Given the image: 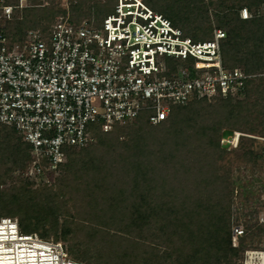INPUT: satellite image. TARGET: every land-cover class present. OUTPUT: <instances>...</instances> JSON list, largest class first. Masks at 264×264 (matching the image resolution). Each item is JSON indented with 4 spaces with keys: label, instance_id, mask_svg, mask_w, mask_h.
<instances>
[{
    "label": "trees",
    "instance_id": "obj_1",
    "mask_svg": "<svg viewBox=\"0 0 264 264\" xmlns=\"http://www.w3.org/2000/svg\"><path fill=\"white\" fill-rule=\"evenodd\" d=\"M49 1L40 6V0H29L34 6L23 8L5 32L13 39L28 29L46 32L55 17L65 13L58 0ZM114 1L104 5L76 0L70 5L71 15L99 18L113 10ZM145 2L196 41L212 36L208 12L212 7L215 28L226 33L221 44L224 66L256 74L245 81V98H216V103L192 99L172 106L168 117L155 125L143 114L111 132L96 126L95 142L68 149L66 176L57 184L33 190L26 178L22 185L13 184L9 192L0 193V217H18L23 233L39 232L44 239L53 234L55 240L59 228L64 238L73 223L84 237L97 235L100 242H109L101 243L100 253L94 254L98 264L102 257L106 260L102 264H242L246 249H258L262 226L257 224L255 233L233 245L231 228L239 220H232L234 188L217 174L216 164L226 152L220 144L224 128L264 138V0ZM242 8L251 16L242 18ZM125 130L128 136L120 140ZM247 138L239 136L242 159L252 165L264 162V142ZM29 157V145L16 130L0 124V185L23 173ZM76 200L79 223L70 215L59 224L58 215L67 213L64 207ZM85 221H93V226ZM126 235L132 237L128 242ZM87 246L79 256L91 263Z\"/></svg>",
    "mask_w": 264,
    "mask_h": 264
},
{
    "label": "built area",
    "instance_id": "obj_2",
    "mask_svg": "<svg viewBox=\"0 0 264 264\" xmlns=\"http://www.w3.org/2000/svg\"><path fill=\"white\" fill-rule=\"evenodd\" d=\"M58 1L65 13L46 32L28 29L13 39L5 32L8 23L34 4L0 0V124L29 145L23 175L30 185H51L69 148L95 142L96 126L111 132L143 114L155 125L172 106L192 99L240 96L245 81L256 75L224 66L221 28L196 41L145 0H115L110 13L80 19L70 11L76 0ZM240 16L251 15L242 8ZM258 225L264 246V210ZM244 235L242 225L233 224L234 246ZM0 257L21 258V264H81L69 259L61 241L23 233L10 216L0 217ZM242 264H264V247L246 249Z\"/></svg>",
    "mask_w": 264,
    "mask_h": 264
},
{
    "label": "rangeland",
    "instance_id": "obj_3",
    "mask_svg": "<svg viewBox=\"0 0 264 264\" xmlns=\"http://www.w3.org/2000/svg\"><path fill=\"white\" fill-rule=\"evenodd\" d=\"M98 4H104L107 5L111 3L113 0H94ZM205 2L208 0H204ZM209 21L213 26V30L216 25V18L214 16V11L212 7H209ZM213 32V31H212ZM185 35V34H184ZM202 40V39H201ZM234 99L241 100L245 98L244 94H241L240 96L233 97ZM218 102V99H214L211 102L208 103H216ZM207 104V102H205ZM244 135L247 137H256L258 141L264 142L263 137L254 136L248 133H243L240 131L232 130L230 128H224L220 132V144L221 146L226 150V152L222 155L221 159L217 161L216 164V171L217 174H219L222 178H228V182H230V186L234 188L233 191V203H232V220L235 218H239L238 223L242 225L243 229L245 230L246 234L255 233L256 226L258 224V216L259 214L264 210V162L261 161V163H258L257 165H252L250 163H246L241 155V150L238 149V141L239 136ZM128 134L125 130L121 133L120 140H123L127 138ZM248 139V138H247ZM116 143V142H114ZM118 143V142H117ZM95 144V143H94ZM156 144L152 147L155 148ZM168 150V149H167ZM100 151H98V154ZM87 155L83 156V160L86 161ZM82 163H79L78 166H81ZM66 176V170L63 168L62 172L55 178L53 183L51 184H57L58 181H61ZM25 177L23 173L21 174H14L11 178L7 179L5 183H2L0 185V193H7L10 191V187L13 184H16L17 186H20L24 183ZM41 183H33L29 187L31 189L36 190L42 187ZM65 197H60V199H64ZM74 203L75 205H80L79 200L69 201L64 208H68L69 210L66 212H61L58 216V222L59 224L65 223V220H70V215L74 216L75 222L77 221L79 223V218L76 217L78 214L76 213L74 209ZM2 210V208H0ZM18 219V217H15ZM74 220V219H73ZM73 222V221H72ZM86 224H89L93 226V221H85ZM61 226V225H59ZM70 233L65 236L64 238L60 234V228L58 230V240H55V235L49 234L48 240L52 241H61L67 249L68 257L69 259H73L81 264H98L97 258L94 256V254L100 253L101 245L109 244V242H100L101 237L97 235H93L91 239H88L87 237H84V233L77 232L76 229H74L73 223L70 225ZM77 226V225H76ZM100 226V225H97ZM111 232V231H110ZM249 232V233H248ZM39 236L40 233L37 232ZM249 238V237H248ZM258 237H255L254 240L256 241ZM129 239H132V237H129L126 235V241L128 242ZM90 240L89 244L85 243L84 241ZM251 239H247L246 242L250 243ZM254 241V242H255ZM261 241V240H260ZM102 243V244H101ZM88 245V246H87ZM87 246L89 253L93 255V258L91 260V263L82 260L79 256L80 251ZM107 246V245H106ZM117 247H120V244L116 243ZM264 246H259L258 248H262ZM72 251V252H71ZM106 251V248L105 250ZM103 255V254H102ZM100 255V256H102ZM99 256V255H98ZM99 256V257H100ZM106 257V255H104ZM1 263H12L15 264V260H9L5 257H0ZM106 261L105 259H101V262ZM102 262V263H103ZM100 263V264H102Z\"/></svg>",
    "mask_w": 264,
    "mask_h": 264
},
{
    "label": "bare ground",
    "instance_id": "obj_4",
    "mask_svg": "<svg viewBox=\"0 0 264 264\" xmlns=\"http://www.w3.org/2000/svg\"><path fill=\"white\" fill-rule=\"evenodd\" d=\"M31 260L34 261V259H31ZM21 261H23V259L17 258V259H15V264H21ZM30 264H35V262H31Z\"/></svg>",
    "mask_w": 264,
    "mask_h": 264
}]
</instances>
